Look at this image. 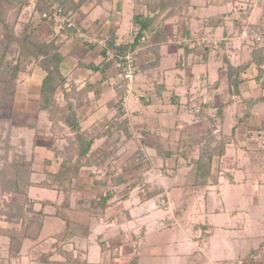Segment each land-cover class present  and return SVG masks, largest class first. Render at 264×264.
Listing matches in <instances>:
<instances>
[{"label": "crops", "instance_id": "obj_1", "mask_svg": "<svg viewBox=\"0 0 264 264\" xmlns=\"http://www.w3.org/2000/svg\"><path fill=\"white\" fill-rule=\"evenodd\" d=\"M60 1L54 0L55 3ZM139 2L110 0L82 6L80 12L71 16L75 33L64 40L60 50L63 60L59 71L66 79L68 102L78 103L68 114L75 115L81 131L88 138H94L88 155L90 164L78 173L76 190L67 211L72 222L89 226L90 234L81 243L85 264H101V261L90 259L94 244L98 245L95 256L105 255L110 264H119L121 258L129 260L134 255L138 256L139 264L141 247L137 249L136 245L141 246L145 231L151 227L146 217L153 211L163 212L158 208L160 200L155 195L153 198L148 195L153 187V190L141 194L136 181L132 182L133 178L127 180L123 174L131 172L141 177L150 173L148 171L159 172V186L166 193L169 190L172 201L177 202L186 193L183 183L189 171L188 163L197 157L198 152L191 151L199 147L206 130L215 127L214 120L216 127L230 125V128L236 126L237 131L243 129V135L237 140L247 142V145L252 142L247 139L252 132L264 133V118H260L264 112L259 108L264 104V94H261L264 88L256 81L257 71L254 75L244 73L240 76L244 81L239 85V94H235L229 84V67L248 62L253 48L252 43L239 42L236 36L247 22L260 23L264 27V0H258L253 8L251 0H190L189 7L182 12L170 16L167 12L160 13L135 49L134 79L127 92L126 80L121 72L107 65L103 49L110 35H114L119 46L133 42L137 31L133 16L148 14ZM37 30L43 39L49 41L60 35L61 28L42 20L37 24ZM35 68L31 75L24 77L26 86L20 87L21 95L17 94V89L15 96L23 97H20V109L26 112L28 126L34 123L29 117L36 118L35 127L29 129L34 140L31 150L36 157L30 179L34 185L28 189L27 198L33 212L42 211V227L36 240H24L16 254L11 250L10 238L0 233V264H43L44 255L32 261L29 250L64 227L62 222L61 228L53 230V221L59 219L54 214L61 195L36 184L44 181L46 172L58 170L67 130L59 133L51 129L46 113L38 111V96L45 72L37 66ZM252 84L261 87L262 91L258 87L249 92ZM260 97L263 100L251 104V100ZM56 99L59 105L67 102L63 93L57 94ZM220 107H224L222 116L216 117ZM256 109L261 114L253 120L251 114L256 113ZM123 121H126L125 126ZM110 126L112 131L106 134ZM247 126L251 127L247 129ZM233 143L238 151L247 150L238 148L236 140H232L231 146ZM231 146L226 148L222 158V175L218 183L206 187L208 191L216 190L220 198L218 189L221 184L232 183L231 172L240 169L236 164L237 157L232 158L236 155V148L231 150ZM140 150L148 158L146 171L143 166L137 167L136 153ZM38 164L40 170L35 169ZM101 168L105 169L102 176L96 172ZM223 172L228 175L223 177ZM33 190L36 192L32 193ZM106 195L109 197L106 209L91 214L90 201ZM162 220L161 216L155 217L152 223L158 228ZM133 221L137 224L134 230ZM0 224L4 225H0L1 229L7 227V219L4 217ZM200 225V234L190 238L196 249L190 254L193 263H197L196 257L200 253L205 259L204 264H235L264 243L263 234L255 248L251 247L241 254L243 256L233 259L232 247L237 245L236 238L231 236L229 242L222 241V245L217 246L216 226L209 225L207 220ZM44 226L51 227L46 235H43ZM209 247L215 253L222 248L232 257L212 259ZM248 264H264V248Z\"/></svg>", "mask_w": 264, "mask_h": 264}, {"label": "trees", "instance_id": "obj_2", "mask_svg": "<svg viewBox=\"0 0 264 264\" xmlns=\"http://www.w3.org/2000/svg\"><path fill=\"white\" fill-rule=\"evenodd\" d=\"M102 1L109 2L110 0H61L55 3L54 0H34L32 8V16L39 17L41 20L47 14L51 21L54 16L62 20L60 35L52 40H43L37 34L35 28L30 27V24L25 25L20 35H15L4 20L2 12L3 5L7 9H15L17 12H22L29 5V0H0V26L1 38L0 43L3 45V52L0 54V105L6 103L16 93V77L18 73L24 72L29 65L38 66L45 77L42 79L38 98V111L45 112L47 119L51 122V129L56 132H65L66 145L63 147L60 157L61 162L58 170L55 173L46 172L44 181L36 184L38 187L47 188L56 191L61 195V202L55 209L54 216L59 218L63 223V229L49 239L43 240L34 245L30 250V258L34 261L40 255H44L43 264H85V253L81 249L82 241L87 240L90 230L87 225H80L72 222L67 214L70 207V199L76 190V180L81 168L88 166L89 151L93 144L94 138H88L82 131L79 122L74 114H68V111L73 110L78 103L68 102L66 79L59 71V65L63 60L60 50L64 40L75 33L74 23L71 16L80 12L82 6L94 3L100 4ZM190 0H140L148 14L143 17L134 15L132 18L133 24L137 31L135 38L131 44L116 45L114 35L106 41L103 56L105 62L110 67H114L117 62L124 66L121 58L128 53L135 51L144 32L154 22V20L162 12L171 14L182 12L189 7ZM153 15L151 18L150 15ZM31 16V18H32ZM46 16V15H45ZM71 19V22H67ZM35 20V19H34ZM33 24V19L30 20ZM26 31V32H25ZM264 35V27L262 26ZM264 41L249 42L253 44L250 53V60L237 67H229V84L235 89V94H239V85L243 83L240 78L249 68L254 67L257 71L256 81L260 82V86L264 88ZM262 43V44H261ZM110 53V56L107 55ZM10 57V58H9ZM135 59V58H134ZM134 63V60H133ZM115 68V67H114ZM123 75V70H118ZM126 82L124 81L125 86ZM59 93L65 95L66 103L59 105L56 96ZM79 99V97L77 98ZM263 100L262 97L251 100V104ZM224 107H220L216 112V117H221ZM33 120L30 129L35 127L36 118L29 117ZM214 120V126L216 125ZM64 125L62 127L60 125ZM125 126L126 121H123ZM114 125L113 123L110 124ZM107 128L105 133L110 134L113 127ZM231 130L230 139L233 138L234 130ZM212 129L206 132L203 137L197 157L188 163L189 171L185 175L183 189L186 192L200 190L209 185H216L221 176L222 158L224 150L228 142H219L212 136ZM68 133L71 136H68ZM137 160L142 153L137 151ZM23 163V164H22ZM19 170L11 181L12 193L23 194L25 201L23 204L14 206L12 203H6L8 209L3 210L4 217L7 218V227L1 230L0 233L7 235L10 238L11 250L18 253L21 244L24 240L35 241L42 227L43 213L42 211L33 212L32 205L27 198L28 189L34 184L30 181L32 173L33 160H26L25 157H20L19 162L15 163ZM141 164H137L140 167ZM158 191L153 190L148 195H157ZM108 195L103 198H97L90 201V213L96 214L98 211H104L107 207L106 202ZM13 209H18L19 217L15 215ZM8 210V211H7ZM4 232V233H3ZM264 243L257 250L250 251L248 255L241 261L235 264H248L253 259L256 253H262ZM77 252V254H76ZM48 253V254H47ZM75 253V254H74ZM138 256L129 257L127 264H137Z\"/></svg>", "mask_w": 264, "mask_h": 264}, {"label": "rangeland", "instance_id": "obj_3", "mask_svg": "<svg viewBox=\"0 0 264 264\" xmlns=\"http://www.w3.org/2000/svg\"><path fill=\"white\" fill-rule=\"evenodd\" d=\"M33 3L34 0H29V5H27L22 12H17L15 9H7V6L3 5L2 8H4V12H2V14L4 20L15 35H20L23 29H26L25 25L28 24H30V27L33 26L32 28H35L39 35L37 24L42 20L39 17L32 16ZM251 4L256 3L251 0L250 6L253 8ZM45 15L46 19L44 20L50 21L48 18L49 16L47 14ZM32 19L34 21L33 24L30 22ZM50 23L52 24V22ZM1 36L0 26V38ZM39 37L43 39L40 35ZM262 43L264 44V41ZM2 47L3 45L0 43V54L3 52ZM243 59L244 58H242V60ZM35 67L36 65H29L24 72L18 73L15 81L16 91L19 89L17 94L21 95L20 87L26 86L24 77L31 75V72L36 69ZM245 73L247 76L254 75L256 74V69L253 67L251 69L249 68ZM31 87L35 89L34 85H31ZM258 87L252 84L248 91L250 92L254 90V88L258 89ZM259 89L261 90V87H259ZM261 94H264V92ZM20 97L21 96L14 95L6 103L0 105V222L4 220L3 210L6 208L8 209L6 203H12L14 206H17L22 204V200L25 201L23 194L12 193V187L9 184L12 177L17 174V170L20 169L18 168L19 166H17L18 164L16 165L15 163L19 162L20 157H25L26 160L32 159L34 163L36 157L31 150V146L34 144V140L32 139L33 133L29 130L30 126H28L29 123L26 120V112L20 109V104L22 103L21 98H23ZM236 99L240 100L238 98ZM259 108L264 112V104L259 105ZM254 112L256 113L251 115L253 120H256V115L260 116L259 114L261 113H258L257 109ZM28 113L32 114L33 112H27V114ZM263 116H260V118H264ZM229 126L222 125L218 127L217 125L216 127L215 125V127H211L210 129L213 130L212 136H214L216 140H220L219 142H228L226 148L231 146L232 140H236V142H238V148H246L247 150L238 151L234 143L231 146V150L236 148V155L232 158L237 157L238 160L236 164L240 169L231 172L233 176L232 183H222L219 187L218 190L221 193V198L216 190L208 191L204 188L193 190L192 192L185 191L186 193L182 194V199L180 200L179 198L178 201L175 202L174 200L172 201L169 190L166 193L164 192V188L161 185L159 186L158 179L161 178L159 172L148 171L150 173L141 177L131 172L123 174L124 178H128L127 180L133 178L132 182L136 181L135 183L139 185L138 190L141 194L145 193V191L149 192L148 189L153 190L152 187L154 190L159 191V194L154 197L160 200V207L158 208L163 211H153L146 217V221H149V223L151 222V227H148L145 231L144 239L141 240L140 243L141 246L136 245V248L138 247L137 249L141 247L139 264H204L205 259L200 253H198L196 257L197 263H193L191 260L190 254L196 249L190 238L191 235L195 236L198 233L200 234V224H205V220H207L209 225L216 226L214 233L217 246H221L222 241L229 242L231 236L236 238L234 241L237 242V245L235 247L233 245L232 247V250H234L233 257L232 255H227V251L222 250V248L215 253L211 252V248L209 247V254L212 259L218 260L228 257L229 259H231V257L235 259L237 256L245 254L247 249L251 247L255 248L257 242L262 239L264 234V153H259L258 151L264 152V133L260 135L256 134L255 131L252 132L247 138L252 142L247 145V142L244 144L237 140L239 139V135H243V129L238 131L235 129L234 132H232L233 138L230 139L231 130H233V128ZM249 127L251 126H247V129ZM208 130L209 128L206 131ZM260 131L262 132V130ZM240 132L242 134H239ZM198 148L199 147L195 148L191 152H198ZM226 148L224 153H226ZM40 163L41 161L39 160V164ZM138 163L141 164L140 167L143 166L145 171L147 170L148 158L145 157L143 153ZM39 164L35 169L37 168L40 170ZM99 170H102L103 175L105 174L104 168ZM97 171L98 170H96V172ZM226 175H228V173L223 172V177H226ZM34 179L37 180L36 176ZM35 192L34 190L32 191V193ZM40 192L43 193V191ZM151 197L153 198L152 195ZM214 210H216V212H214ZM12 211L19 217L20 212L18 209H13ZM230 214H232V216H230ZM160 216L163 220L162 224H159L157 228L152 222H154L155 217L159 218ZM206 216L208 217L207 219ZM53 222L54 231L61 228L60 225L63 224L59 219ZM134 223L133 221L131 224L133 230L137 225ZM2 226L4 225H1V227ZM1 227L0 231L2 230ZM225 228L228 229L225 231ZM50 230V226H44L43 235L48 234ZM196 238L200 240L199 237ZM125 244H128V242ZM97 246L98 245L94 244V249L90 257L91 261H101V264H110L109 258L105 257V255H101V257L95 256V248ZM127 260V257H123L118 263L126 264Z\"/></svg>", "mask_w": 264, "mask_h": 264}, {"label": "built area", "instance_id": "obj_4", "mask_svg": "<svg viewBox=\"0 0 264 264\" xmlns=\"http://www.w3.org/2000/svg\"><path fill=\"white\" fill-rule=\"evenodd\" d=\"M256 4H251L253 7H255L258 4V0H253ZM46 17V16H43ZM52 22L53 25L58 27V29L61 28L62 20L54 16V18L50 21ZM67 22H71V19H67ZM236 39L240 42H260L261 40L264 39L263 31H262V25L260 23H246L243 28L240 30V32L237 34ZM200 40L204 43L206 42L205 39L200 38ZM137 54V51H133L131 53H128L126 56L121 58V62H124V66L120 64V62H117L115 64V69L116 70H123V79L126 80V91H130V86L133 82V72H134V67H133V60L134 56ZM107 55L110 56V53L107 52ZM143 153V152H142ZM144 155V154H143ZM145 156V155H144ZM99 175H103L102 170L97 171Z\"/></svg>", "mask_w": 264, "mask_h": 264}]
</instances>
